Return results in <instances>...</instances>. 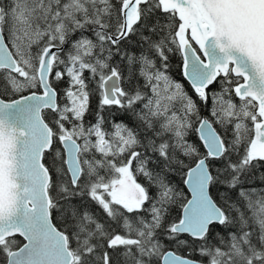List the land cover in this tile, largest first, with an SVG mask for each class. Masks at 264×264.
<instances>
[{
  "label": "snow or ice",
  "instance_id": "6c2138e0",
  "mask_svg": "<svg viewBox=\"0 0 264 264\" xmlns=\"http://www.w3.org/2000/svg\"><path fill=\"white\" fill-rule=\"evenodd\" d=\"M0 264H264V0H0Z\"/></svg>",
  "mask_w": 264,
  "mask_h": 264
}]
</instances>
